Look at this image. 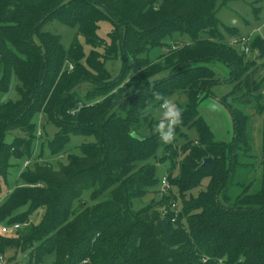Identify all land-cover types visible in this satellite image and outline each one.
I'll return each mask as SVG.
<instances>
[{
    "label": "trees",
    "instance_id": "obj_1",
    "mask_svg": "<svg viewBox=\"0 0 264 264\" xmlns=\"http://www.w3.org/2000/svg\"><path fill=\"white\" fill-rule=\"evenodd\" d=\"M226 2L0 0V197L11 159L29 163L20 174L25 184L0 205V223L27 224L43 210L26 235L20 229L0 235L1 255L29 252L27 264H42L51 254L54 264H264V181L255 190V181H244L256 167L249 161L255 156L247 109L264 112V40L249 41L250 55L258 52L252 62L230 45L255 28L242 35L221 27L217 13ZM261 9L253 6L252 14ZM53 20L77 27L89 55L78 39L65 49L60 36L41 31ZM105 21L112 25L109 42L98 35ZM156 48L163 54L151 60ZM120 52L122 70L111 79L105 63ZM129 60L136 70L131 77ZM213 61L230 69L234 85L221 100L234 122L231 144L215 140L198 112L201 97L220 81L207 66ZM154 92L177 98L174 138L194 128L198 141L179 147L174 138L159 139ZM37 115L58 129L48 142L52 154L71 136L95 141L66 164L30 168L42 134H36ZM16 131L22 136L7 142ZM207 158L212 161L201 166ZM157 164L167 165V195L155 189ZM87 191L91 204L83 200ZM151 194L159 200L134 210L133 200Z\"/></svg>",
    "mask_w": 264,
    "mask_h": 264
},
{
    "label": "rangeland",
    "instance_id": "obj_2",
    "mask_svg": "<svg viewBox=\"0 0 264 264\" xmlns=\"http://www.w3.org/2000/svg\"><path fill=\"white\" fill-rule=\"evenodd\" d=\"M227 1V2H226ZM220 2H226L223 6H221L220 10L217 13V16L219 17L221 21V27L223 26H232L235 28H238V30L241 31L242 35L248 33L249 31H252L254 28V32H251L250 40L251 38L260 37L264 40V0H220ZM255 7L256 11L259 9V7L262 6V9L260 10L259 14H255L256 16L259 15L258 18L255 17V15L252 14V7ZM260 22H263L260 24ZM112 25L105 21L100 24V28L98 31V35L102 39H104L106 42H109V33L111 32ZM221 31H223V28H220ZM252 29V30H251ZM77 27H69L67 25H64L60 21H49L46 24H44L42 28V32H50L54 35L61 37V43L65 49H69L71 44L75 41V38L78 39L79 43L83 47V51H85L86 55H89L91 47H89L85 39L82 36L77 35ZM256 31V32H255ZM225 34V37L228 38L229 34L223 31ZM247 37V36H246ZM36 39V37H35ZM237 44V43H236ZM251 44V43H250ZM230 45L238 46L237 50L239 52H242L243 47L240 45H235V41L231 40ZM248 45V43H247ZM249 49L250 46L248 45ZM102 51L101 49H99ZM162 48H156L153 49L150 53V59L160 56L163 54ZM251 53L244 54L247 57L248 62H252V58L254 56H258L257 50H252ZM128 65L130 66L129 74L128 76H133L136 73V70L133 67L132 62L129 60ZM259 63H263V60H259ZM107 70L110 73L111 79H115L120 76L121 70H122V53L120 52L117 58L108 60L105 63ZM208 68L211 69L215 76L219 78V83L214 84V86L211 87L208 94H204L198 105V112L204 122L209 127L213 137L215 140L225 143V144H231L233 141L234 136V122L232 119L231 112L225 107L222 103V99L229 94V92L233 89V83L230 79V69L224 65L221 62L213 61L212 63H209ZM259 76L264 77V70H262L259 74ZM264 91V88H263ZM11 99L15 100L17 97L16 93L13 92L11 94ZM175 104L177 102V98L174 97L171 99ZM181 102L184 101V99H180ZM247 112L251 115V124H250V137H251V144H252V151L253 155L255 156L254 159H249L250 162H255L256 167L254 170H250L249 180H244L245 183L251 182L252 180L254 182V190L258 188V186L261 184L262 181H264V151H263V144H264V112L261 115H256L253 110L250 108L247 109ZM153 118L156 120L159 119V112L158 107L154 109L153 112ZM44 122V124H43ZM36 123V134L38 132L42 133L40 139L35 141L34 146V157H32V163L30 168H33V164L36 162L43 163V162H49L53 165V167H58L59 164H66L68 162L67 158L69 155H80L81 154V145L84 143H93L95 141L94 137H83V136H71L68 144L65 145L63 150L60 153L52 154L48 142L53 138L54 134L58 131L53 125L48 123L47 118L42 115H37L35 118ZM42 123V125H41ZM45 125V126H43ZM145 134L148 133L146 130H142ZM183 136L174 138L177 146H182L185 144L186 141H198V134L194 128L192 129H182ZM15 136H22V133L20 131L11 132L7 135L6 141L11 142L12 139ZM41 156V157H40ZM40 157V158H39ZM36 159H39L40 161H37ZM263 160V161H262ZM28 160L24 159H11V166L8 169L7 172V178L6 181H3L2 183V195L0 197V205L3 203V200L8 196L10 192H12L13 189L17 188L18 186H22L25 184L24 180L21 178V173L23 172V166L25 162ZM259 163V164H258ZM167 165H160L157 164V177L159 179V184L155 189L160 190V181L167 177L168 171ZM241 175L243 176V173L241 172ZM238 174L237 179L238 181H242L243 177ZM251 180V181H250ZM236 181V180H235ZM207 180H204L202 182V187L198 190H195L194 193H197L200 189L204 188L206 186ZM159 194L155 195H148L145 196L141 200H133V207L134 210H139L141 207L149 204L150 199L155 197V199L159 200L158 197ZM90 192L87 191L83 195V200L87 202L88 204H91V201L89 199ZM159 208V207H158ZM43 215V210H38L34 212V214L29 218V223H19L21 224V228L19 230V235H26L31 231V228L41 222V218ZM14 233H11V235L6 237H12ZM2 256V260H0V264H27L29 260V252L26 253H18V251L9 250L7 254H0ZM55 261V254H51V256H48L44 259L42 264H54Z\"/></svg>",
    "mask_w": 264,
    "mask_h": 264
},
{
    "label": "clouds",
    "instance_id": "obj_3",
    "mask_svg": "<svg viewBox=\"0 0 264 264\" xmlns=\"http://www.w3.org/2000/svg\"><path fill=\"white\" fill-rule=\"evenodd\" d=\"M153 96L158 101L159 119L155 124L154 131L164 143H169L174 138L175 128L181 120V109L169 98L162 97L154 92Z\"/></svg>",
    "mask_w": 264,
    "mask_h": 264
},
{
    "label": "built area",
    "instance_id": "obj_4",
    "mask_svg": "<svg viewBox=\"0 0 264 264\" xmlns=\"http://www.w3.org/2000/svg\"><path fill=\"white\" fill-rule=\"evenodd\" d=\"M249 41H250V37H243V39L241 40V44H238L237 41H235V45L242 46L243 50L246 53H250V49H249V47L247 45V43H249ZM172 48L176 49L174 46ZM70 68L73 69L72 66ZM39 135H40V133H39ZM27 165H29L28 162L25 164V166H27ZM160 186H161V188H160V195L161 196L162 195H167L169 193V191L171 190V186L169 185L167 177H165V178H163L161 180ZM178 206L179 205L177 203L173 204V208L174 209L178 208ZM20 228H21V224H16V225H13V226H9V225H7L5 223L4 224L0 223V235H4V234L9 235L11 233H14V232L18 231ZM0 260H2V256H0Z\"/></svg>",
    "mask_w": 264,
    "mask_h": 264
},
{
    "label": "water",
    "instance_id": "obj_5",
    "mask_svg": "<svg viewBox=\"0 0 264 264\" xmlns=\"http://www.w3.org/2000/svg\"><path fill=\"white\" fill-rule=\"evenodd\" d=\"M132 137H134V138H137V139H139L140 137H136V135L135 134H133V136ZM212 161V158H207V159H205L204 161H203V163H202V165L201 166H206L207 164H209L210 162Z\"/></svg>",
    "mask_w": 264,
    "mask_h": 264
},
{
    "label": "crops",
    "instance_id": "obj_6",
    "mask_svg": "<svg viewBox=\"0 0 264 264\" xmlns=\"http://www.w3.org/2000/svg\"><path fill=\"white\" fill-rule=\"evenodd\" d=\"M254 31V30H253Z\"/></svg>",
    "mask_w": 264,
    "mask_h": 264
}]
</instances>
